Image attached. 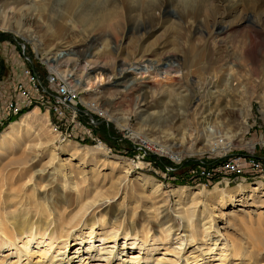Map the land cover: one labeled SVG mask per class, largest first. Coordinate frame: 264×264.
I'll list each match as a JSON object with an SVG mask.
<instances>
[{"label":"rangeland","instance_id":"rangeland-1","mask_svg":"<svg viewBox=\"0 0 264 264\" xmlns=\"http://www.w3.org/2000/svg\"><path fill=\"white\" fill-rule=\"evenodd\" d=\"M65 1L0 0V78L11 77L8 74L32 66L45 81L46 71H52V80L58 85L52 88V95L57 96L56 91L63 87L67 98L74 102L69 105L71 114L64 120L57 119L53 112L48 116L45 111H39V107L26 109L23 105L20 107L23 111L16 118L0 116V133L11 120L17 121L34 111L29 115V124L33 129L37 126L43 129V139H47L52 151L64 156L63 159L67 155H60V149L67 143L85 150L103 144L111 163L100 165L99 186L106 188L126 173L127 178L120 184L126 194L125 203L121 206L120 196L113 203L103 204L101 212L110 211L113 217L119 215L120 221L132 220L136 223V233L149 231L147 247L142 250L139 245L130 251V247L123 249L120 239L114 249L108 248L113 252L114 264H129L127 256L133 253L139 256L138 264H155L164 251L172 252L167 259H175L173 239L177 236H172L167 244L151 245L152 237H163L158 233L159 223H164V228L171 226L172 232L180 233L178 237L186 235L180 213L190 205V198H177L171 190L211 192L216 187L229 191L240 184L255 186L257 183H262L264 189V176L243 178V181L235 178L232 183L224 180L221 185L209 187H204L202 180H191L196 179L191 175H198L205 163L218 165L229 158L245 162L246 157L247 161H264V0H254L248 4L250 6L241 0H205L204 5L193 4L194 9L184 5L187 0H149L146 3L84 0L77 9H64ZM105 15L108 20L102 22ZM241 20L261 28L258 40L254 37L260 46L252 58L245 53L248 29L216 37L221 32L220 23L227 27ZM151 24H158V31L150 32ZM17 32L38 39L39 50L34 43L19 38ZM93 41L92 47L85 48ZM66 52L77 54L73 56L75 60L60 59L54 66L46 64L48 57ZM99 72L105 78L100 85L73 95L67 74L78 79L84 74L93 76ZM64 133L71 138H63ZM140 140L143 142L135 143ZM207 141L218 145L228 143L229 149L209 152ZM80 158L86 163L83 167L79 165L80 159L69 165L73 169V180L80 182L97 176H92L90 170L99 163V153L94 151ZM168 166L174 171L167 175L165 167ZM56 174L53 170L42 174L44 185L53 181V188L47 187L45 191L48 196L53 194L52 198L60 192L54 186ZM143 175L161 186V197L141 202L139 195H149L152 191L150 185L138 178ZM214 202L213 198L206 201L212 206ZM133 207L134 212L130 210ZM196 210L193 226L200 218L196 220L201 209ZM151 214L158 218L157 226L151 222ZM237 216L242 217L239 212ZM255 218L251 215L229 229L228 239L237 248V256H228V261L222 264H264V248L254 245L261 230L251 224ZM214 245L219 247L215 238L210 237L205 244L196 239L186 247V254L191 253L190 257H195L198 263L202 259L209 262L211 255L207 251ZM68 250L70 253L66 256L70 258L75 249ZM123 250L126 257L119 261ZM209 264L220 263L210 261Z\"/></svg>","mask_w":264,"mask_h":264},{"label":"bare ground","instance_id":"bare-ground-1","mask_svg":"<svg viewBox=\"0 0 264 264\" xmlns=\"http://www.w3.org/2000/svg\"><path fill=\"white\" fill-rule=\"evenodd\" d=\"M22 1L20 0V2ZM82 1L84 0H66L64 9H77ZM134 1L136 3H146L149 0ZM198 2L204 5L206 1L187 0V3L184 5L188 4L186 7L194 9L195 5L193 7V4ZM241 2L244 5H248L252 4L254 0H241ZM107 20L108 16L105 15L102 22ZM108 23L109 21L106 25ZM158 24H151L152 31L150 32L158 31L160 27ZM223 26L220 23L218 29H221V32L216 34V37L230 34L241 28L248 29L249 38L245 44V53H249V57L252 58L260 46V43L254 37L256 39L259 37L261 28L258 25L249 23L247 20L232 23L227 27ZM1 27L0 30L2 29ZM7 32L10 33L11 31ZM17 36L25 42L34 43L36 50H39L38 43L40 41L38 42V39L36 40L35 37L28 34L25 36L20 35L18 32ZM93 43L94 41L85 48L92 47ZM76 55L66 52L62 55L56 54L54 58L48 57L45 61L46 64L49 65L51 63L54 66L60 59H64L65 62L69 60L74 61L73 56L76 57ZM70 56L73 58H70ZM99 69L102 68L100 67ZM89 74H84L78 79H75L73 74L66 75L72 83L73 89L71 88V92L74 96L79 92L91 90V86L98 83L100 85L105 79L101 76L100 72L93 76H89ZM33 106L39 107V102H27V105H24L23 108L27 109ZM30 114L20 117L19 120L8 125L0 133V264H114L113 252L108 251V248L114 249L118 245L119 239L123 241V249L130 247V251L133 250L132 247L139 245V250H142L148 244L149 231L143 232L141 230L136 233V223L132 220L129 222L125 221V219L120 221L121 216L119 215L113 217L110 211L105 214L101 212L103 204L113 203L117 198L122 196V206L126 200V194L121 190L120 184L122 180L126 181L127 173L119 177L115 182H110L112 184L106 188L99 186L100 165L111 163L105 152V146L99 143L95 149L85 150L78 149V146L67 143L60 149V155H67V158L63 159L62 157L64 156L55 154V151H52V144L47 139H43V129L38 126L36 129H33L29 124ZM16 116L19 115H13L12 117L16 118ZM208 132L209 134L211 133L209 130ZM138 142L143 141H135V143ZM209 143L210 141H207L206 150L212 153L217 150L229 149L228 143L220 145ZM146 146L148 147V145ZM94 151L99 153L100 159L99 163L91 168L90 174L92 176L97 174V176L84 178L80 182L74 181L75 179L73 180L72 177L73 169L69 167L70 163L76 159H80L79 165L83 167L86 163L84 164L80 157L84 155L89 156ZM119 160L124 163V160L120 158ZM247 163H258V160H248ZM37 168L38 170H35ZM76 168H79V166ZM52 170L53 172H57V181L54 186L60 191L53 198L51 196L53 194H49V197L48 193L45 192L47 187L53 188V181H50L48 185H44L42 177V174ZM49 174L52 176V173ZM138 178L143 184L152 187L149 195H145V193L139 195L141 202H148L152 198H157L158 195L161 197L162 188L158 183L144 175ZM170 192L180 199L184 197L190 198V205L180 213V218L184 223L183 230L186 235L183 238V235L178 237L180 233L176 234L172 232L171 226L164 228V223H159L157 226L156 224L159 220L156 216L152 215L151 210L150 213L153 216L149 215L152 220L151 222L159 228V235H163L162 238L157 239L152 237L151 241L153 243L151 245L167 244L172 236H177L173 239L175 240L174 245H176L173 248L175 250V259H167L166 256H171L172 252L164 251L161 254L162 257L156 259L155 264H178L179 262L183 264H209L210 261H218V263L222 264L228 261V256L231 258L236 257L237 248L228 239V231L234 223L241 224L242 219L250 218L251 215L256 217L251 224L261 229L257 233L258 240H255L257 243L254 245L264 248V189L262 183H257L255 186H243L240 184L229 191L218 190L215 187L211 192L206 190L191 191L186 188H174ZM210 198L215 199L213 206L206 203ZM197 208H200L201 211L196 216V220L198 217L200 218L197 220V225L193 226ZM158 209L153 210L157 211ZM130 210L134 212L135 207ZM238 212L242 215L241 218L237 216ZM210 237L215 238V243H218L219 247L216 248V244L213 248L208 247L207 252L211 255L208 258L209 262L202 259L198 263L195 257H190L191 253L189 255L186 254V247L190 243L195 242L196 239H200L201 243L205 244ZM243 243L246 244V241ZM86 245L88 246L84 249ZM70 248L75 249V251L73 254L71 253L72 257L68 258L66 253H70V250H68ZM197 249L200 248H195L194 250ZM213 251H218V253L214 254ZM94 252L96 255L92 256ZM131 255L127 256L129 264H138L140 261L139 256L134 255V253ZM124 257H126V253L123 250L119 261H122ZM239 257L241 258V256ZM190 259L192 261L189 262ZM119 264L121 263L119 262Z\"/></svg>","mask_w":264,"mask_h":264},{"label":"built area","instance_id":"built-area-1","mask_svg":"<svg viewBox=\"0 0 264 264\" xmlns=\"http://www.w3.org/2000/svg\"><path fill=\"white\" fill-rule=\"evenodd\" d=\"M24 55V54H23ZM24 60L29 62V58L24 56ZM8 74L11 77L0 78V116H13L20 114V107L27 105V102H39V111H45L48 116L52 112L57 119L64 120L71 114L72 102L65 93V89H58L57 96L52 95V88L58 86L52 77V71H46V79L42 80L41 75L32 66H24L19 72ZM31 110V109H30ZM58 130V129H57ZM62 131L60 133V136ZM63 135V134H62ZM63 138H71L70 134L64 133ZM81 141V140H80ZM82 142V141H81ZM167 168V175L174 171L172 166ZM264 176V161L258 159V163L238 162V158H229V160L218 165L207 166L200 169L198 175H191L194 182H201L204 187L213 184L232 183L235 178H255ZM222 181V182H221Z\"/></svg>","mask_w":264,"mask_h":264},{"label":"trees","instance_id":"trees-1","mask_svg":"<svg viewBox=\"0 0 264 264\" xmlns=\"http://www.w3.org/2000/svg\"><path fill=\"white\" fill-rule=\"evenodd\" d=\"M14 121H16V120H11L10 123H12V122H14ZM118 151H119V150H118ZM119 152H120V151H119ZM127 154H128V153H127ZM130 155L133 156V153H131ZM130 155H128V156H130ZM132 156H131V157H132ZM203 164H204V163H203ZM159 165H161V164H159ZM204 165H207V166H213V164H206V163H205ZM194 166H195V165H194Z\"/></svg>","mask_w":264,"mask_h":264}]
</instances>
